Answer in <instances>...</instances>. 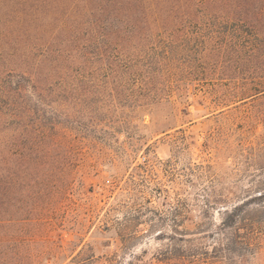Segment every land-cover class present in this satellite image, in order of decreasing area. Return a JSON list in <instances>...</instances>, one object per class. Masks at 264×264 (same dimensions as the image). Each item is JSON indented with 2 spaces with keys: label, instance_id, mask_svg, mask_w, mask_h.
<instances>
[{
  "label": "rangeland",
  "instance_id": "obj_1",
  "mask_svg": "<svg viewBox=\"0 0 264 264\" xmlns=\"http://www.w3.org/2000/svg\"><path fill=\"white\" fill-rule=\"evenodd\" d=\"M261 2L148 20L127 56L91 47L24 93L26 122L52 134L0 194L20 218L0 221V264H225L226 237L227 264H264V91L230 77L264 66Z\"/></svg>",
  "mask_w": 264,
  "mask_h": 264
},
{
  "label": "trees",
  "instance_id": "obj_2",
  "mask_svg": "<svg viewBox=\"0 0 264 264\" xmlns=\"http://www.w3.org/2000/svg\"><path fill=\"white\" fill-rule=\"evenodd\" d=\"M257 1L264 0H0V58H5L7 66L10 65H0V194L9 188L10 174L20 177L26 146L35 138L47 140L52 134L50 127L42 125L38 129L26 122L30 120L22 106L26 91L44 90L42 80L49 76L62 81L68 76L71 63L89 60L91 47L97 48L103 58L108 57V50L127 56L136 40L141 39L139 33L148 20L156 21L155 27L161 30L167 27L161 19L191 16L201 9L210 13L216 10L208 5L213 2L229 3L226 13L236 16L249 11L248 5ZM261 4L254 8L257 15L264 14V4ZM6 48H11L9 54ZM250 49L252 56L264 54L255 45ZM233 69L230 77L235 82L242 80L238 82L250 83L256 92L264 91L263 65ZM27 153L39 152L28 146ZM244 204L234 206L223 224L234 226ZM1 213L0 210L1 222L20 220ZM236 234L239 236V232ZM219 243L218 258L227 264L223 246L237 244V239L226 237Z\"/></svg>",
  "mask_w": 264,
  "mask_h": 264
}]
</instances>
